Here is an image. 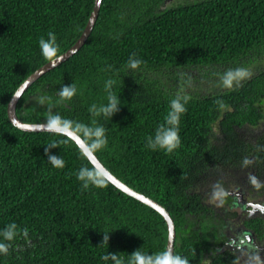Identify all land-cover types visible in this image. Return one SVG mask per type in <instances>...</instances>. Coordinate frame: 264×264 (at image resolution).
Segmentation results:
<instances>
[{
  "label": "trees",
  "instance_id": "1",
  "mask_svg": "<svg viewBox=\"0 0 264 264\" xmlns=\"http://www.w3.org/2000/svg\"><path fill=\"white\" fill-rule=\"evenodd\" d=\"M93 4L0 0V231L16 223L28 229L30 240L17 237L0 264H114L102 257L120 254L127 262L134 251L152 255L166 248L167 227L155 210L108 181L104 188L82 189L75 174L93 166L69 138L24 132L7 118L18 86L77 41ZM49 32L58 46L52 59L39 46ZM133 55L142 61L137 69L127 65ZM263 60L264 0H102L83 46L23 93L16 115L26 123H46L50 113L103 126L108 143L94 155L168 211L176 233L173 255L188 264H236L219 246L218 210L205 192L213 191L218 171L264 172ZM254 65L250 78L223 86L228 70ZM108 80L115 81L118 111L95 116L89 109L108 103ZM211 80L218 87L205 90L202 81ZM73 84L75 96L60 102L57 93ZM175 98L186 109L180 145L170 153L151 149L149 139L167 127ZM52 143L58 147L50 154L64 160L63 168L48 162L45 147Z\"/></svg>",
  "mask_w": 264,
  "mask_h": 264
},
{
  "label": "clouds",
  "instance_id": "2",
  "mask_svg": "<svg viewBox=\"0 0 264 264\" xmlns=\"http://www.w3.org/2000/svg\"><path fill=\"white\" fill-rule=\"evenodd\" d=\"M39 46L41 49V54L48 59H52L58 50V46L56 44V36L54 33H48V39H44L43 37L39 41ZM141 60L136 59L133 55L129 58L127 65L130 69H137ZM251 77V72L243 67L236 68L234 70H228L222 77V84L225 88L231 89L233 87L234 82L239 85V83L247 78ZM115 83L113 80L106 81L105 88L108 92L107 100L108 103L106 105H101L97 107V105L93 104L89 109L90 113L95 116H104L110 117L115 111H118V104L120 101L111 91V86ZM76 86L75 84L71 86H64L57 93L60 98V102L65 100L72 99L76 94ZM188 97H184L186 101ZM46 98L41 96L39 98V103L44 104ZM221 107H224L223 103L217 101ZM186 111L183 103H181L180 98H175L170 102V110L168 111L166 117L164 118L167 124V127L161 125L157 130L154 140L149 139L148 147L151 149H155L157 146L166 150L167 152H172L180 145V137H179V122L180 115ZM40 127H45L47 130L53 133H63L64 131L71 128L78 136L81 137L82 141L87 144L86 150L82 152V155L85 159L91 160L93 153L97 150L103 149L108 141L105 135V128L103 126L91 127L82 123H74L71 120L63 119L59 115H51L50 113L47 116L46 123L41 125ZM58 147V144L52 143L45 147V153L48 154V162L55 168H63L65 166L64 160L61 157L51 155L50 149ZM76 178L82 184V189L86 190L89 187L96 188H104L107 187V175L108 173L102 171L98 167H87L82 166L76 172ZM223 195L222 192H215V196ZM0 237H2V241H0V254L7 255L9 253V249L12 247V243L17 237H22L26 243H30L28 237V229L27 228H19L16 223L8 224L2 231H0ZM108 242V233H104L102 243ZM103 260L107 261L111 259L114 264H188L187 259H182L179 255H173V253L169 250H164L156 254L148 255L142 253L140 250L134 251L130 256L127 262L123 260L120 254L108 253L107 255L102 257Z\"/></svg>",
  "mask_w": 264,
  "mask_h": 264
},
{
  "label": "flooded vegetation",
  "instance_id": "3",
  "mask_svg": "<svg viewBox=\"0 0 264 264\" xmlns=\"http://www.w3.org/2000/svg\"><path fill=\"white\" fill-rule=\"evenodd\" d=\"M232 172L236 179L215 186L222 191L220 201L228 211L217 215L219 246L234 255L236 264H264V189L259 190L264 172L261 176L255 169Z\"/></svg>",
  "mask_w": 264,
  "mask_h": 264
},
{
  "label": "water",
  "instance_id": "4",
  "mask_svg": "<svg viewBox=\"0 0 264 264\" xmlns=\"http://www.w3.org/2000/svg\"><path fill=\"white\" fill-rule=\"evenodd\" d=\"M102 0H94L93 9L90 13V16L88 18V21L85 25V28L83 29L80 37L77 39V41L64 53L57 56L56 58L50 60L49 62L45 63L41 67H39L36 71H34L30 76H28L15 90L13 95L11 96L7 108V118L10 124L17 129L24 131V132H34V133H42V132H49L53 133L49 130H47L45 127H40L41 125H44L45 123H26L21 121L17 115H16V105L23 95V93L42 75L46 74L47 72L51 71L52 69L56 68L57 66L64 63L66 60H68L70 57H72L85 43L88 36L90 35L94 24L96 22V19L98 17V12L101 6ZM66 136L69 138L78 148L81 152L86 150L87 144H85L81 137L78 136L72 129H68L64 131L63 133H58ZM92 166L98 167L102 171H105L108 173L106 179L107 181L113 185L115 188L123 192L124 194L134 198L135 200L141 202L142 204L152 208L155 210L164 220L166 227H167V242H166V248L165 250H169L173 253L174 251V240H175V227L174 222L169 215L168 211L163 208L160 204L155 202L154 200L146 197L145 195L131 189L126 184L121 182L118 178H116L94 155L91 158V160L87 159Z\"/></svg>",
  "mask_w": 264,
  "mask_h": 264
},
{
  "label": "rangeland",
  "instance_id": "5",
  "mask_svg": "<svg viewBox=\"0 0 264 264\" xmlns=\"http://www.w3.org/2000/svg\"><path fill=\"white\" fill-rule=\"evenodd\" d=\"M186 1H190V0H186ZM259 65H260V67L264 66V60ZM248 70L251 72V75H252L254 73V71H255V65L250 67ZM202 84L205 87V90L208 88V91L209 90L212 91L213 89L218 87V85L215 84L214 80H211L210 82H206V84H205L204 81H202ZM234 84H236V83L234 82ZM219 87H221V86H219ZM261 108L264 110V102L262 103ZM235 173L236 172H234V174H233L232 171H227V170L218 171V174L215 176V178L212 179V182H213L212 190L214 192H212V191L205 192L207 204H209V205L213 206L215 209H217L218 210V215L222 216L225 212H228V211L226 209V206H224L222 204V202L220 201L221 196H215L214 197V193L215 192H222V191L219 190L218 187H215V186H217L219 183H226V182L229 183V181H233L234 179L237 178V175H235ZM215 183H217V184H215ZM221 213H223V214H221Z\"/></svg>",
  "mask_w": 264,
  "mask_h": 264
}]
</instances>
